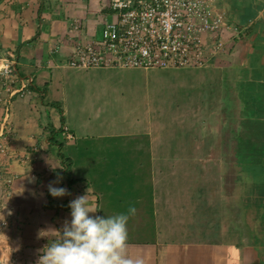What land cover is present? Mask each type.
Instances as JSON below:
<instances>
[{
	"label": "crops",
	"instance_id": "obj_1",
	"mask_svg": "<svg viewBox=\"0 0 264 264\" xmlns=\"http://www.w3.org/2000/svg\"><path fill=\"white\" fill-rule=\"evenodd\" d=\"M212 2L223 48L207 46L203 67L156 69L70 66L75 41L114 18L110 0H1L0 60L22 91L12 112L8 100L18 154L0 168V264H36L86 191L98 215L135 207L127 253L144 264H264V0ZM151 70L169 77L154 98ZM58 177L70 195H50Z\"/></svg>",
	"mask_w": 264,
	"mask_h": 264
},
{
	"label": "built area",
	"instance_id": "obj_2",
	"mask_svg": "<svg viewBox=\"0 0 264 264\" xmlns=\"http://www.w3.org/2000/svg\"><path fill=\"white\" fill-rule=\"evenodd\" d=\"M109 5L114 18L104 22L99 38L75 41L70 66L199 67L207 56L202 35L224 31L212 0H110ZM63 134L72 140L67 128Z\"/></svg>",
	"mask_w": 264,
	"mask_h": 264
},
{
	"label": "clouds",
	"instance_id": "obj_3",
	"mask_svg": "<svg viewBox=\"0 0 264 264\" xmlns=\"http://www.w3.org/2000/svg\"><path fill=\"white\" fill-rule=\"evenodd\" d=\"M60 179L48 185L53 197L70 195L65 187L54 186ZM68 207L70 221L65 220L61 229H49L59 235L39 250L36 264H144L127 253L128 221L135 215V207L130 206L127 213L98 215L87 191L71 200Z\"/></svg>",
	"mask_w": 264,
	"mask_h": 264
},
{
	"label": "rangeland",
	"instance_id": "obj_4",
	"mask_svg": "<svg viewBox=\"0 0 264 264\" xmlns=\"http://www.w3.org/2000/svg\"><path fill=\"white\" fill-rule=\"evenodd\" d=\"M218 34L219 33L203 34L201 42H200L202 47H204V45L205 46L211 45L213 52L215 50L219 51L220 49H222L223 48L222 47V41L225 42V35H224V33H221V36H219ZM215 39H216V41H215ZM206 51H207V49H206ZM212 51L207 52V56H205L203 54L201 62L204 60V58H205V62H203L202 65H200L199 67H203L211 61L209 59H211V57H214V54L212 53ZM5 53L8 55L7 51H5ZM7 55H4V57H8ZM2 57L3 56H1L0 58H2ZM71 61L72 60L70 57L69 63ZM0 64L2 65V66H0V83H1V77H2V79H7L9 82V84H8L9 90H5V88H3V90H4V92H3V91H1V87H0V96L5 97V99H0V110L2 111V115H0L1 116L0 117V133H2V135H0V168L5 169L8 166V161L10 160L8 157L11 154H13V155L18 154L15 150H13V149H12V151L10 150V145H9L10 142L9 141L11 139L6 138L7 134L9 135L10 138L11 137L13 138L12 134H9L8 132H6L9 130V125L11 126V120L9 119V114H10L9 105L11 103L10 100H12L11 98H13L15 94L20 93L22 90L20 92H14L15 88H19V84L17 83V80L14 76L15 70L12 68L13 66L11 64H9L6 61V59H3V60L1 59ZM192 68H195V67H192ZM156 72H157L156 70H151V73L148 76H146V79L149 82V85L151 87V92H152L151 97L152 98L156 97L158 92L162 91L163 88H167V81L169 79V77L166 75H163L162 72H159V73H156ZM178 72H181V71H178ZM193 72H194L193 70H189V69L182 70V73L178 77L179 82L177 83V85L180 84V87H184V84H186L188 82L189 78H191L190 73H193ZM168 74L171 75V72L168 71ZM14 80H16V81L14 82ZM172 81H173V79H172ZM23 89H25V88H23ZM166 91L167 90H164V93H162V96L164 98L169 97L168 92H166ZM8 100L10 101V103ZM12 106H13V104L11 103V112H12ZM6 114L8 116H5ZM4 135H5V138H4ZM6 183H7V185L10 184V182H6ZM2 184H5V182H2Z\"/></svg>",
	"mask_w": 264,
	"mask_h": 264
},
{
	"label": "trees",
	"instance_id": "obj_5",
	"mask_svg": "<svg viewBox=\"0 0 264 264\" xmlns=\"http://www.w3.org/2000/svg\"><path fill=\"white\" fill-rule=\"evenodd\" d=\"M1 2V0H0ZM55 143L57 144V155L58 158L60 160V163L63 165L64 170H66V172H68L70 170V166H71V161L68 157H66L63 153V145L62 143L55 141ZM49 200L52 201V198H50L49 196Z\"/></svg>",
	"mask_w": 264,
	"mask_h": 264
}]
</instances>
